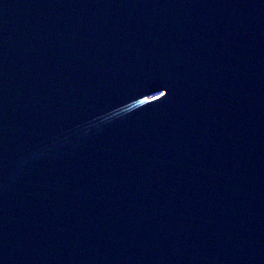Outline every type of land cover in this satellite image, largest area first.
Instances as JSON below:
<instances>
[{
	"label": "water",
	"instance_id": "obj_1",
	"mask_svg": "<svg viewBox=\"0 0 264 264\" xmlns=\"http://www.w3.org/2000/svg\"><path fill=\"white\" fill-rule=\"evenodd\" d=\"M0 264H264V0H0Z\"/></svg>",
	"mask_w": 264,
	"mask_h": 264
}]
</instances>
